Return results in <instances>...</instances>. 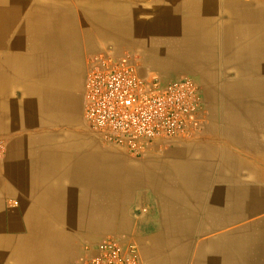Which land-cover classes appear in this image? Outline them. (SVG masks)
<instances>
[{
	"label": "crops",
	"instance_id": "obj_1",
	"mask_svg": "<svg viewBox=\"0 0 264 264\" xmlns=\"http://www.w3.org/2000/svg\"><path fill=\"white\" fill-rule=\"evenodd\" d=\"M134 49L202 86L198 140L133 158L93 130L91 56ZM0 136V264L119 234L146 264H264V0H0Z\"/></svg>",
	"mask_w": 264,
	"mask_h": 264
},
{
	"label": "built area",
	"instance_id": "obj_2",
	"mask_svg": "<svg viewBox=\"0 0 264 264\" xmlns=\"http://www.w3.org/2000/svg\"><path fill=\"white\" fill-rule=\"evenodd\" d=\"M205 105L202 86L190 77L163 81L142 74L133 55L110 50L89 60L85 116L102 139L132 157L198 140L207 122ZM6 150L7 141L0 136V169ZM82 264L146 263L134 239L109 236L90 248Z\"/></svg>",
	"mask_w": 264,
	"mask_h": 264
},
{
	"label": "rangeland",
	"instance_id": "obj_3",
	"mask_svg": "<svg viewBox=\"0 0 264 264\" xmlns=\"http://www.w3.org/2000/svg\"><path fill=\"white\" fill-rule=\"evenodd\" d=\"M114 53H116L117 55H125V54H130V55H133L134 57H135V59L137 60V62H138V64L140 65V68H141V72H142V74H145V75H147V74H155V75H158L160 78H161V80H163V81H168V80H172L171 78H164L163 76H161V75H159L158 73H154V72H152V70H150V69H146L145 67H144V63H143V61H142V57H141V55H140V53L137 51V50H127V51H123V52H119V53H117V52H114ZM175 79V78H174ZM204 92V91H203ZM128 153V152H127ZM128 155L129 156H131L129 153H128ZM132 157V156H131ZM133 158H135V157H133ZM111 236H119V237H123V236H125V237H130V236H128V235H125V234H119V235H111ZM106 237H109V236H106ZM106 237H104V238H106ZM103 238V239H104ZM130 238H132V237H130ZM103 239H101V240H103ZM100 240V241H101ZM99 241V242H100ZM98 242V243H99ZM98 243H96V244H98ZM95 244V245H96ZM94 245V246H95ZM139 245V244H138ZM140 247V246H139ZM89 248V250H90V248L91 247H88ZM141 249V248H140ZM142 252V251H141ZM88 255H86V256H82V257H80V258H78V259H75V260H73L72 261V264H82V262H83V260L87 257ZM145 260V259H144ZM146 263V262H145Z\"/></svg>",
	"mask_w": 264,
	"mask_h": 264
}]
</instances>
